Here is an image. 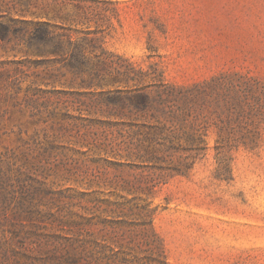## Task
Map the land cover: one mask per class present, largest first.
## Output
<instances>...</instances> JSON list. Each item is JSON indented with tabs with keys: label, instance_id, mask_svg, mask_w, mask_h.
I'll list each match as a JSON object with an SVG mask.
<instances>
[{
	"label": "rangeland",
	"instance_id": "rangeland-1",
	"mask_svg": "<svg viewBox=\"0 0 264 264\" xmlns=\"http://www.w3.org/2000/svg\"><path fill=\"white\" fill-rule=\"evenodd\" d=\"M38 22L70 29L90 72L75 75L28 44ZM0 33V264H15L13 248L39 244L149 264V254H164L160 232L173 234L166 264H264V0H0ZM219 76L246 84L241 104L223 115L208 101L194 106L207 149L176 172L177 155L149 141L156 122L117 97L161 84L197 94ZM135 147L155 159L126 158ZM192 205L210 211L214 251L204 245V214L177 208ZM223 214L238 222L226 258ZM79 215L91 219L83 231L71 226ZM28 233L39 237L24 240Z\"/></svg>",
	"mask_w": 264,
	"mask_h": 264
},
{
	"label": "trees",
	"instance_id": "trees-1",
	"mask_svg": "<svg viewBox=\"0 0 264 264\" xmlns=\"http://www.w3.org/2000/svg\"><path fill=\"white\" fill-rule=\"evenodd\" d=\"M66 29L57 25L38 22L29 31L27 43L30 45L36 44L38 48H47L55 56L63 58L66 61V68L75 75L88 74L91 69L87 67L88 60L83 55L82 44L80 42L73 43L70 40V35L64 32H69L70 29ZM58 30H63V32ZM83 41H87V39H83ZM95 41L91 39L89 42L94 43ZM64 44L72 46V49L69 52H65ZM67 53H69L68 58H65L64 55H67ZM93 76L94 79H97L99 74L93 71ZM81 80L82 82L86 81L84 78ZM245 85L240 81H234L232 78L219 76L213 78L209 83L201 85L196 91L197 94L193 93L192 90L161 84L157 87L155 94L133 90L121 97L118 95L117 100L122 101L123 107H127L142 117L156 122L155 126L148 127L154 130L153 135L150 132L147 133V135L151 136L149 139L150 143L165 147L164 152L168 157L177 155L179 160L174 164L173 169L176 172H183L181 169H191L196 159L198 157L202 158L207 149L206 141L203 138L205 135L201 134V128L195 125L197 118L193 119L194 106L208 101L210 105L214 106L213 112L216 115H223L225 112L230 113L232 108L241 104V97L238 94L241 92L242 86ZM252 87L253 85L251 89ZM167 124L170 125L168 128H166ZM165 130L168 131V135L160 137L161 140L157 139L156 136L162 134ZM245 142L248 141H242V144L246 145ZM223 143L221 141L219 145H223ZM219 145L216 149L220 147ZM134 149L136 153L128 152L130 155H126V158L129 159L135 154L136 158H143L149 161L155 159L153 151L146 150L145 153L140 155L139 149L136 147ZM24 218L37 231V220L33 219L31 213ZM108 222L113 223L115 226L124 224L123 221ZM100 223L106 224L107 221H101ZM71 224L76 230L83 231L84 228L91 224V219L79 215L74 221H71ZM10 233L12 235L10 240L19 236L13 230ZM27 236L24 237V240L31 238L29 236L39 237L36 233H28ZM87 242L84 240V243ZM37 246L38 248L32 250L23 247L13 248L11 255L15 257V264H138L133 256L131 258L130 256L127 257L122 251L109 254L103 249L97 253V257H93L92 255L88 256L87 253L83 255V251H71L62 255L55 250H47L40 244ZM146 260L149 264H166V258L162 250L157 255L149 254Z\"/></svg>",
	"mask_w": 264,
	"mask_h": 264
},
{
	"label": "crops",
	"instance_id": "crops-1",
	"mask_svg": "<svg viewBox=\"0 0 264 264\" xmlns=\"http://www.w3.org/2000/svg\"><path fill=\"white\" fill-rule=\"evenodd\" d=\"M177 208H179L178 210L179 211H182V212H188V213H195V212H200L202 214H204V223H207V227H206V232H204L203 236L205 237L204 239V245H205V248H206V251L209 253V249H211V251H214V239L213 237L211 236L210 232H208L209 228L212 227V221H213V218L209 217V209L207 207H195V206H188V207H183V206H178ZM220 223L222 225V228H223V233L221 235V240H220V243H221V248H220V252L223 254V258H226L227 256H225V254H230L231 253V244H232V234H231V229H232V225L233 224H238V222L236 220H232L231 217L228 215V214H223L222 217H221V220H220ZM244 224V223H243ZM245 227H246V230H245ZM248 225L244 226L243 225V231H246V235L248 233ZM160 235V238L162 239L163 243H164V247H165V250H164V255H165V258L166 260H168L169 258L171 259L173 257V254H174V247L172 246V239H171V236H173L172 233L170 232H160L159 233ZM174 241V240H173ZM203 242V241H202ZM236 244V252H239V243H235ZM241 248L242 250L244 251L246 249V251H248L249 249V241L247 239V236H246V240L243 238V241H242V244H241ZM206 252V253H207ZM245 252V251H244ZM243 252V253H244ZM207 257V256H206Z\"/></svg>",
	"mask_w": 264,
	"mask_h": 264
}]
</instances>
